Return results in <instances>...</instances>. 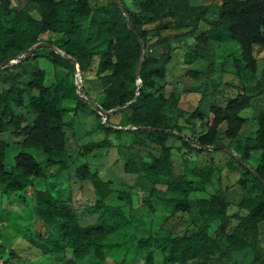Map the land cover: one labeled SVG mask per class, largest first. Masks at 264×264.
<instances>
[{
  "label": "trees",
  "instance_id": "16d2710c",
  "mask_svg": "<svg viewBox=\"0 0 264 264\" xmlns=\"http://www.w3.org/2000/svg\"><path fill=\"white\" fill-rule=\"evenodd\" d=\"M25 1L34 7V15L18 10L12 0H0V64L17 60L46 33L63 37L58 47L50 43L62 55L49 49L43 57L55 69L54 98H49L50 90L44 85L46 74L42 70L34 71L23 89L11 86L7 92L0 93V189L22 192L30 178H54L70 168L72 161L66 154L64 116L83 108H92L94 112L95 107H91L77 93L75 75L81 81L83 73L97 58L95 77L102 89L99 108L106 117L112 110L111 114L123 113L126 126L134 128L133 132L145 134L149 143L160 148L159 156H150L148 162L137 165L133 159H128L123 168L126 174L141 172L149 179H156L167 173L171 168V153L165 143L170 138H175L188 154L226 152L246 174L249 173L246 163L252 153L260 152L259 164L251 174L253 184H259L262 190L241 200L239 206L245 209L246 215L225 236L224 247L209 235V228L219 223L222 230L225 229L228 219L226 197L216 194L192 202L177 183L168 186L170 196L164 200V206L171 215L180 214L181 218L190 216L194 210L196 224L168 241L163 264H229L228 256L233 252L256 251L260 227L264 223V110L257 117L258 128L254 137L240 141L239 133L245 123L240 112L248 109L253 100L246 92L255 90L253 84L257 66L254 49H264V0H220L217 18L213 21L206 17V6L191 7L189 0H144L138 4L135 13L124 8L123 0H118L120 6L112 0L110 7L97 9L90 5L89 0ZM165 1L170 4L166 14L162 13ZM96 12L103 16L98 18ZM178 15L190 22L189 30L180 36L194 37L196 47L209 43H235L240 52L239 59L234 60L236 76L245 80V86L235 88L236 95L229 98L224 106L210 105L204 113L197 106L189 114V119L205 121V131L195 138L184 136L180 130L167 129L162 114L166 98L161 87L146 92L153 87L154 81L164 79L172 58L170 52L158 58L152 55L153 48L165 44L167 38H158L149 44L144 26L156 23L164 16L175 18ZM200 23H205L209 29L196 34ZM193 61L194 57L188 59V63ZM71 62L75 63L77 71ZM34 90L37 95L32 93ZM83 96H86L85 93ZM65 101L75 102L74 108L63 106ZM11 103L19 114L30 111L35 118L29 121L15 115L8 107ZM94 113L97 127L109 133L111 127L103 124L101 117ZM219 139L228 140L229 148L220 144ZM10 144L22 149L39 150L46 156V167H57V174H44L35 159L24 152L13 157V164L7 171L4 160ZM110 147V140L104 138L84 145L83 153L88 155ZM228 167L235 169L232 164ZM74 173L78 181L89 182L94 189L93 209L99 215L95 223L81 226L75 214L63 210V206L58 208L57 202L46 193L36 192V210L45 224L58 225L57 240L71 244L72 258L66 264L91 260L98 264L105 257L103 240L124 226L126 218L122 207L105 203L113 194L109 181H103L91 172L86 163L78 166ZM210 178V173L201 177L206 182ZM130 192V187H126L118 196L126 205L130 204ZM149 197L155 198L153 188ZM57 218L60 221L58 224ZM26 239L44 254L51 253L43 243L31 237ZM154 241L155 238L151 237L141 238L138 249ZM2 264H8V261ZM145 264H152L150 253L145 257Z\"/></svg>",
  "mask_w": 264,
  "mask_h": 264
},
{
  "label": "rangeland",
  "instance_id": "374dc122",
  "mask_svg": "<svg viewBox=\"0 0 264 264\" xmlns=\"http://www.w3.org/2000/svg\"><path fill=\"white\" fill-rule=\"evenodd\" d=\"M144 0H123L124 8L130 12L138 11V4ZM18 10H26L35 14V9L25 0H12ZM90 5L97 9L110 7L112 0H89ZM116 2V0H115ZM220 0H189L191 7L206 6L207 19L217 18ZM169 1L164 2L162 13L166 14ZM102 17V13H95ZM190 22L182 16L171 18L164 16L162 20L144 26L147 31L149 44L158 38H167L165 44L153 48L152 55L158 58L165 52H170L171 62L162 81H154L152 92L161 87L164 90L166 105L163 117L168 130H180L188 137L195 138L205 131L204 119H189V114L200 106L206 112L210 105L224 106L227 100L236 95L235 88L245 86V80L236 76L234 60H238L239 48L235 43L215 44L196 47L194 37H181L189 30ZM205 23H200L196 34L207 31ZM63 37L58 34L46 33L33 46V53H24L17 60H13L0 68V93H5L13 86L23 89L36 70L45 72L44 85L49 88V98H54L55 77L54 67L43 57L49 50L50 43L58 47ZM256 58L255 90H248L252 96L251 106L240 112L245 123L239 133V140L254 137L258 128L256 120L264 110V49H254ZM194 57L193 63L188 59ZM98 59L95 58L91 67L83 73L79 82L82 94L91 103V107H99L102 89L96 80L95 71ZM196 74V76H193ZM76 85V80H75ZM77 87V86H76ZM37 95L38 92H32ZM78 93V87H77ZM63 106L74 108L75 102H63ZM9 109L15 115H20L32 121L35 116L30 111L19 114L14 104ZM101 117L103 124L111 127L109 133L97 127L95 113ZM83 108L64 116L66 124L67 150L71 158L68 170L54 178H30L22 192H10L0 189V264H66L71 257V244L56 239L57 226L45 224L36 210V192L46 193L57 202V207L75 214L78 223L85 227L96 222L99 215L93 209L95 192L89 182H80L75 178V169L86 163L91 172L96 173L103 181H109L113 194L105 201L110 206L123 208L126 224L117 231L109 234L104 240L105 257L98 264H145L147 254L152 255V264H163V259L169 247L168 241L181 234L187 228L196 224L195 211L190 216L171 215L164 206V200L170 196L168 186L177 183L188 193L191 201L208 199L221 194L228 202L225 229L219 223L209 228V235L220 246H225V236L229 234L238 220L246 215L245 209L239 206L241 200L250 195L258 194L262 188L253 184L251 172L259 164L260 152L252 153L246 163L248 174L234 162L226 152H206L200 155L186 153L175 138H170L165 146L170 149L171 168L167 173L156 179H149L141 172L126 174L123 170L128 159H133L137 165L148 162L150 156H159L160 148L148 142L146 135L133 132L134 128L126 126L125 116L121 112L109 113L102 116L96 108ZM107 138L111 147L96 150L88 155L83 153V146L90 142H97ZM220 144L229 148V141L219 139ZM30 154L42 167L44 174H57V167L47 168L46 156L36 149H22L10 144L6 150L4 160L5 169L9 171L13 164V157L18 153ZM237 156H240L239 154ZM234 166V170L228 167ZM211 174L209 181L201 177ZM246 180V181H245ZM130 187V204L118 198L124 188ZM151 188L155 198L149 197ZM59 216V215H58ZM57 217V216H56ZM57 224L60 221L57 218ZM259 245L256 251L232 253L228 256L229 264H264V223L260 227ZM31 237L38 243H43L50 251L44 254L27 241ZM155 238L154 242L138 249L141 238ZM217 256V255H216ZM255 259V262L253 260ZM80 264H96L85 261Z\"/></svg>",
  "mask_w": 264,
  "mask_h": 264
},
{
  "label": "water",
  "instance_id": "95a60500",
  "mask_svg": "<svg viewBox=\"0 0 264 264\" xmlns=\"http://www.w3.org/2000/svg\"><path fill=\"white\" fill-rule=\"evenodd\" d=\"M116 3L118 4V6H120V3H119L118 0H116ZM48 47H49V49L53 50L55 53H59V54L62 55V53H60L56 48H54V47H52V46H50V45H49ZM35 50H36V48H32L31 50L28 51V53H29V54H30V53H33ZM8 63H9V61H5V62L1 63V64H0V68L3 67V66H5V65L8 64ZM71 64H72L73 68L75 69V71H77V67H76L75 63H74V62H71ZM137 71H138V72L140 71V67H138V70H137ZM75 80H76V86L78 87V94H79V96L81 97L82 100H84L85 102L91 104V103H90V102H89V101L83 96V94H82V90H81L80 87H79L80 79H79V77H78L77 75H75ZM95 108H96V110H97L102 116L105 117L106 114H105V113H104L99 107H95ZM112 112H113V110L110 111V113H112Z\"/></svg>",
  "mask_w": 264,
  "mask_h": 264
},
{
  "label": "built area",
  "instance_id": "2783aa9c",
  "mask_svg": "<svg viewBox=\"0 0 264 264\" xmlns=\"http://www.w3.org/2000/svg\"><path fill=\"white\" fill-rule=\"evenodd\" d=\"M78 76V75H77Z\"/></svg>",
  "mask_w": 264,
  "mask_h": 264
}]
</instances>
